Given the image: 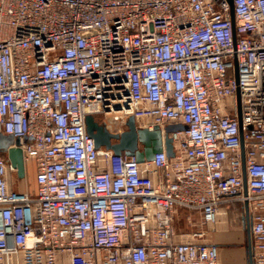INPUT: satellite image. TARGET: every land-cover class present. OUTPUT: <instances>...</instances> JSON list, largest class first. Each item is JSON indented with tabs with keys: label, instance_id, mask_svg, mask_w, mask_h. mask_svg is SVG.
I'll list each match as a JSON object with an SVG mask.
<instances>
[{
	"label": "built area",
	"instance_id": "2783aa9c",
	"mask_svg": "<svg viewBox=\"0 0 264 264\" xmlns=\"http://www.w3.org/2000/svg\"><path fill=\"white\" fill-rule=\"evenodd\" d=\"M233 12L227 0H0V135L35 175L34 191L11 189L0 154V264H219L215 244L173 241L175 216L215 225L234 201L264 264V0ZM88 116L186 128L168 135L173 157L139 163L96 148Z\"/></svg>",
	"mask_w": 264,
	"mask_h": 264
},
{
	"label": "water",
	"instance_id": "95a60500",
	"mask_svg": "<svg viewBox=\"0 0 264 264\" xmlns=\"http://www.w3.org/2000/svg\"><path fill=\"white\" fill-rule=\"evenodd\" d=\"M227 1L231 7V20L234 22L233 0ZM240 117L239 112V119ZM86 124L87 132L93 139L96 148L104 147L113 151L116 155L135 157L139 163L152 161L154 156L164 149L169 157H173V145L168 135L170 132L184 130L186 128L183 125H170L167 129H165L164 135L160 127L155 126L152 129H149L148 127L138 124L133 116H129L127 118L125 122L127 129L121 133H112L108 129L106 123L99 122L94 116H88ZM15 145L18 146L19 141L15 140L13 136L0 135V154L6 156L11 165L17 170L18 176L20 178H24L26 176V167L23 159V152ZM246 207L248 211L247 204ZM246 227L249 237V264H254L250 231L251 220L249 214L246 215Z\"/></svg>",
	"mask_w": 264,
	"mask_h": 264
},
{
	"label": "rangeland",
	"instance_id": "374dc122",
	"mask_svg": "<svg viewBox=\"0 0 264 264\" xmlns=\"http://www.w3.org/2000/svg\"><path fill=\"white\" fill-rule=\"evenodd\" d=\"M232 114L235 115L236 112L235 113L233 112ZM102 119L105 120L104 123L108 122V125L110 126L109 129H111L112 131H119L118 133H121L127 129L126 125L122 126L119 124H114L111 126L110 125L111 121L109 122V119H105V118H102ZM102 119H101V117L99 118V120H102ZM167 128H168V125L165 127V129H167ZM34 176L35 175H34L33 166H30L29 171L27 173V176H25L24 179H21L22 183L24 185L29 186L30 191H34V189H35V183H34L35 177ZM262 206L264 207V202L262 203ZM221 209H223V208L221 207ZM225 209H226V211L224 212V213H226L225 221L220 227H219V224H215L214 226L203 224L201 221V217L198 213H194V212L188 211V210H183V211L179 212V214L175 218V227L179 232L193 233L192 234L193 236L198 234V232H205L207 234L208 238L214 237L215 233H223V234L227 235L229 233L235 232V236L240 237V238H238V241H240V242L237 241V242L225 243L223 245V248L229 249V248H233V247H237V248L240 247V248H242V251H243L244 246L246 244L245 243L246 242V232H244L243 228H245V227H243L244 225H242V222H241L242 221L241 217L243 215L242 214L243 213L242 203L238 202V201L231 202L230 204H228L227 207H225ZM263 211H264V209H263ZM199 240L202 243H207L205 241H202V240H204L202 238ZM242 256H243L242 258H244V259L240 258L238 260L237 264H246V255L244 257V254H242ZM220 264H221V261H220Z\"/></svg>",
	"mask_w": 264,
	"mask_h": 264
},
{
	"label": "crops",
	"instance_id": "0c3cea01",
	"mask_svg": "<svg viewBox=\"0 0 264 264\" xmlns=\"http://www.w3.org/2000/svg\"><path fill=\"white\" fill-rule=\"evenodd\" d=\"M35 177V176H34ZM27 178V177H26ZM23 179V178H22ZM8 182H9V187L13 190L16 191H27L29 190V186L28 185H24L22 183L21 178L17 177L16 174L14 173H9L8 174ZM34 183H35V178H34ZM228 205H224L222 206L223 209H221L217 222L216 224H219V227L224 223L225 221V215L226 213H224L226 211L225 207H227ZM184 209H179L175 218L177 217V215L179 214L180 211H183ZM242 211H243V215L241 217V222L242 225H244L243 228L244 232H246V244L244 246V250L242 251V248L240 247H233V248H229V249H225L223 248V245L225 243H229V242H237L238 241V236H235V232L233 233H229V234H223V233H215L214 237L212 238H208L207 234L205 233L202 236H198L197 234L195 236H193V233H186V232H179L176 227H175V222H174V230H175V236L173 238L174 242H188V241H195V242H200L202 243L199 239H204L202 241L207 242V244H215L218 247V252H219V264L221 261V264H237L238 260L244 259L242 258V254H244V257L246 255V264H249V255H248V232H247V227H246V215L248 214L247 211V207L245 203H242ZM194 213H198V212H194ZM200 215V213H198ZM250 214V213H249ZM201 217V215H200ZM214 226V225H213ZM243 232V231H242ZM195 233V232H194ZM237 234V233H236ZM240 242V241H238Z\"/></svg>",
	"mask_w": 264,
	"mask_h": 264
},
{
	"label": "flooded vegetation",
	"instance_id": "af4514ba",
	"mask_svg": "<svg viewBox=\"0 0 264 264\" xmlns=\"http://www.w3.org/2000/svg\"><path fill=\"white\" fill-rule=\"evenodd\" d=\"M114 124H119V125H122V126H125V124L124 123H122V121H120V120H112L111 121V123H110V125L112 126V125H114ZM106 125H107V127H108V129L110 128V126L108 125V123H106ZM112 133H118L119 131H112L111 129H109ZM123 131V130H122ZM121 132V131H120ZM115 142V141H114Z\"/></svg>",
	"mask_w": 264,
	"mask_h": 264
},
{
	"label": "bare ground",
	"instance_id": "6f19581e",
	"mask_svg": "<svg viewBox=\"0 0 264 264\" xmlns=\"http://www.w3.org/2000/svg\"><path fill=\"white\" fill-rule=\"evenodd\" d=\"M26 176H27V175H26ZM19 178H20V177H19ZM24 178H25V177H24ZM24 178H23V179H24ZM21 179H22V178H21Z\"/></svg>",
	"mask_w": 264,
	"mask_h": 264
}]
</instances>
